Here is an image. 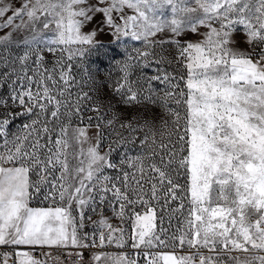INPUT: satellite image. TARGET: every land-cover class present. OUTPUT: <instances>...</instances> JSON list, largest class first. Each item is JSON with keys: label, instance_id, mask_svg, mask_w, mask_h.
Here are the masks:
<instances>
[{"label": "snow or ice", "instance_id": "snow-or-ice-1", "mask_svg": "<svg viewBox=\"0 0 264 264\" xmlns=\"http://www.w3.org/2000/svg\"><path fill=\"white\" fill-rule=\"evenodd\" d=\"M105 206L72 264H264V0H0V264Z\"/></svg>", "mask_w": 264, "mask_h": 264}, {"label": "rangeland", "instance_id": "rangeland-1", "mask_svg": "<svg viewBox=\"0 0 264 264\" xmlns=\"http://www.w3.org/2000/svg\"><path fill=\"white\" fill-rule=\"evenodd\" d=\"M100 38L104 39V40L108 39V37H103V36ZM131 43H133L137 47L140 46L137 42H131ZM48 59L51 60L52 57L49 56ZM83 63L85 65H87L88 62L86 60ZM169 70H171V69H169ZM77 75L82 76L83 71L82 70L78 71ZM180 111L183 114V109H180ZM22 122H23V118L16 119L15 122L13 123L10 131H13V132L16 131V129L21 125ZM33 179H35V176H33ZM180 182L184 183L185 181L182 178ZM30 206H32V207H48V206H50V204H49V202L43 201L42 197H36L31 201ZM173 206H175V205H173ZM135 210L142 213L145 209L143 207L137 206V208ZM73 214L75 215L76 213L74 212ZM88 215H91L92 219H91V221H89L87 219L85 220V227L80 230V234L83 235V233L87 232L89 234V237L91 238V235L94 232V230L99 228V225L98 224L94 225L93 221H98L100 219V212H99V210L95 214L89 212ZM158 215H159V210H158ZM103 216L108 218L109 223L113 224L114 226L122 227L125 230V240L127 242L125 243V245L123 247L118 246L116 243H112V244L106 243L101 248L89 249L88 253L86 255V258L91 260V254L93 252H103V253L109 254L111 256H118L120 254L132 255L134 250L131 248V239H130V237L132 236V230H133V218H130L131 211L129 210V216H126L125 219L121 222L120 220L116 219L114 217L113 212L107 206H105ZM176 224H177V220L174 218L172 221V228L169 229L170 232L175 230ZM165 226L167 227V219L165 221ZM97 237H98V232H97ZM97 242H98V240H97ZM69 248H71V247H69ZM25 250H29V249H25ZM11 251H12V249H10V248L0 247V253L11 252ZM44 251H47V249H44ZM150 251L171 252V251H173V249L161 247V248L151 249ZM175 251L177 252V254H187L188 253L187 248H185L183 250L177 248ZM52 257L53 258L58 257V261L56 262V264H72V262H70V261L69 262L65 261V263H64V261L62 259H60L59 255H57V254H54ZM0 259H2V257H0ZM49 264H53V259H51V258L49 259ZM108 264H111V261H109ZM138 264H146V261H145V258L143 257V255H141L139 257Z\"/></svg>", "mask_w": 264, "mask_h": 264}, {"label": "built area", "instance_id": "built-area-1", "mask_svg": "<svg viewBox=\"0 0 264 264\" xmlns=\"http://www.w3.org/2000/svg\"><path fill=\"white\" fill-rule=\"evenodd\" d=\"M88 250H80V249H74V248H67V249H63V248H60V249H47V251H50L52 253V256L54 254H57L59 255L60 259H62L65 263V261H70L72 262L73 260V257L71 255H68L69 253H75L76 251H84L85 253V256L87 255L88 253ZM35 252L39 253L41 250L40 249H35L34 250Z\"/></svg>", "mask_w": 264, "mask_h": 264}]
</instances>
